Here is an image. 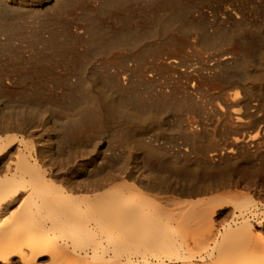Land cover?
Returning a JSON list of instances; mask_svg holds the SVG:
<instances>
[{"label":"bare ground","instance_id":"bare-ground-1","mask_svg":"<svg viewBox=\"0 0 264 264\" xmlns=\"http://www.w3.org/2000/svg\"><path fill=\"white\" fill-rule=\"evenodd\" d=\"M97 1L106 4L109 0ZM70 2L0 0V19L9 22L33 12L62 10ZM152 6L157 14L152 25L135 32L116 28L107 39L98 36L93 39L89 51L154 47L158 55L168 57L165 66L176 68L178 62L170 55V50L195 48L201 53L210 44L214 35L206 33L199 25L207 15L201 12L198 19L185 15V10L193 7L187 0H153ZM222 16L233 24L227 38L246 39L251 48L242 57L234 52L223 53L214 63L224 67L234 85L230 97L223 94V101L238 107L231 112L220 107L222 120L219 121L224 127L237 130V134L227 148L202 159L214 168L223 169L218 177L248 182L243 168L251 163L249 161L264 160V113H261L264 23L249 37L238 4L230 5ZM76 29L84 32L83 26L77 25ZM194 31L199 33L197 40L191 37ZM130 55L113 57L103 64L112 67L119 59L127 61ZM255 57L262 62L258 70L251 65ZM98 80L93 78L84 90L86 96L97 99V104L75 109L64 119H54L49 110L44 111L39 106L0 103V264H43L45 257L49 259L47 264H212L203 257L198 262L193 259L196 247L206 252L212 250L211 259L216 255L224 264H264V210L251 193L210 198L212 202L221 203L232 200L240 213L225 226L220 238L211 229L199 244L188 239L187 222L190 217H201L206 210L196 213L193 206L188 212L183 210V214L171 213L152 194L140 188L142 184L147 188L165 187L162 181L125 180L108 190L97 185L91 190L94 184L82 176L80 169L60 172L53 168L63 160L58 149L65 147L84 124H96L112 112L124 114L128 110V106L108 93L109 90L99 91ZM118 84L123 85V81L118 80ZM133 106V122L145 124L142 114L149 111L147 122L155 123L157 117L150 112V105L147 111H143L140 103V107ZM36 119L43 127L38 134L33 130ZM258 121L260 124L255 125ZM248 126H253V130L244 132ZM177 132L189 134L196 140L202 131L199 127H190L181 113ZM190 158L191 154L187 153L186 161ZM239 167L243 170L237 171ZM234 186L238 185L231 184L229 188ZM207 187L210 185L192 182L181 191L203 195L210 192ZM201 189L204 191L200 192ZM204 201L205 198H198L194 205Z\"/></svg>","mask_w":264,"mask_h":264},{"label":"rangeland","instance_id":"rangeland-1","mask_svg":"<svg viewBox=\"0 0 264 264\" xmlns=\"http://www.w3.org/2000/svg\"><path fill=\"white\" fill-rule=\"evenodd\" d=\"M145 1L109 0L100 4L97 0H71L62 10L33 12L9 22L0 19V103L31 104L49 110L54 119H64L75 109L97 104V99L86 96L84 90L93 78H98L97 89L109 90L128 110L124 114L112 112L96 124H84L65 147L58 149L63 160L53 168L60 172L80 169L82 176L94 184L91 190L96 185L108 190L125 180L162 181L165 187L147 188L142 184L140 188L171 213L183 214L193 206L196 213L205 209L201 217L188 219L186 229L192 243L202 244L205 233L211 229L220 238L225 226L240 213L232 200L221 203L210 198L251 193L264 210V160L249 161L243 168L248 182H243L218 177L223 169L214 168L202 159L227 148L237 134V130L220 122V107L225 112L238 107L223 101V94L230 97L234 85L224 67L214 63L223 53L234 52L242 57L251 48L246 39L227 38L233 24L222 19V12L238 4L247 27L245 33L250 37L264 23V0H187L193 7L187 8L185 15L198 19L204 12L207 19L199 25L214 36L201 53L195 48L170 50L173 59H177L176 68L165 66L168 57L158 55L154 47L89 51L93 39L97 36L107 39L116 28L135 32L152 25L157 16L151 7L153 0ZM77 25L83 26L84 32L79 33ZM191 37L197 40L199 33L194 31ZM124 54L132 55L127 61L119 59L112 67L103 64ZM251 65L258 70L262 62L255 57ZM139 103L143 111L150 105V112L157 117L155 123L147 122L149 111L142 114L145 124L133 122V104L139 106ZM262 104L261 113H264V100ZM181 113L190 127L202 131L196 140L177 132ZM258 124L260 121L255 125ZM33 125L37 134L43 130L39 119ZM252 127H246L244 132L253 130ZM187 153L191 154L189 161H186ZM192 182L209 184L206 190L210 192L191 195L181 191ZM231 184L238 186L230 189ZM198 198L206 201L194 205ZM210 252L196 247L193 259L198 262L203 257L212 264H224L216 255L211 259ZM48 261V257L42 260L43 264Z\"/></svg>","mask_w":264,"mask_h":264}]
</instances>
